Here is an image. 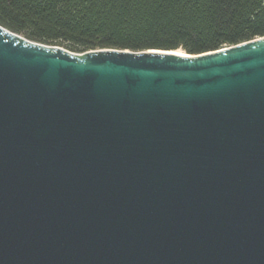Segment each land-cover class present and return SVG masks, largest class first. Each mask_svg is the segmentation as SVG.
Wrapping results in <instances>:
<instances>
[{"label":"water","instance_id":"obj_1","mask_svg":"<svg viewBox=\"0 0 264 264\" xmlns=\"http://www.w3.org/2000/svg\"><path fill=\"white\" fill-rule=\"evenodd\" d=\"M0 264H264V35L78 52L0 24Z\"/></svg>","mask_w":264,"mask_h":264},{"label":"trees","instance_id":"obj_2","mask_svg":"<svg viewBox=\"0 0 264 264\" xmlns=\"http://www.w3.org/2000/svg\"><path fill=\"white\" fill-rule=\"evenodd\" d=\"M0 24L73 51L201 53L264 35V0H0Z\"/></svg>","mask_w":264,"mask_h":264},{"label":"bare ground","instance_id":"obj_3","mask_svg":"<svg viewBox=\"0 0 264 264\" xmlns=\"http://www.w3.org/2000/svg\"><path fill=\"white\" fill-rule=\"evenodd\" d=\"M183 50H180V49H176V52H182Z\"/></svg>","mask_w":264,"mask_h":264},{"label":"rangeland","instance_id":"obj_4","mask_svg":"<svg viewBox=\"0 0 264 264\" xmlns=\"http://www.w3.org/2000/svg\"><path fill=\"white\" fill-rule=\"evenodd\" d=\"M181 50V49H180Z\"/></svg>","mask_w":264,"mask_h":264}]
</instances>
